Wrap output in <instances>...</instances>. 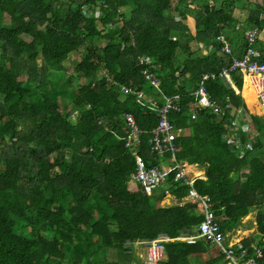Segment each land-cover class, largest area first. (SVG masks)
Returning <instances> with one entry per match:
<instances>
[{
	"label": "trees",
	"instance_id": "obj_1",
	"mask_svg": "<svg viewBox=\"0 0 264 264\" xmlns=\"http://www.w3.org/2000/svg\"><path fill=\"white\" fill-rule=\"evenodd\" d=\"M189 17L194 33L184 22ZM254 27L264 28V0H0V264H141L143 240L198 226L194 205L157 206L141 187L127 188L135 162L122 138L123 113L135 117L145 163L159 164L164 158L150 151L158 122L150 99L160 107L175 95L180 108L169 118L182 131L176 160L206 168V179L194 185L211 196L223 234L250 228L243 218L254 212L256 231L234 248L245 251L241 262L260 249L256 264H264V123L251 116L252 139L241 128L229 131L241 136L237 145L223 139L227 105L242 100L219 78L204 83L225 113L206 108L190 116L203 73L218 72L249 48L264 63V37L251 44L244 37ZM219 34L232 54L221 52ZM81 49L73 70L84 81L72 89L64 61ZM232 77L240 88L241 75ZM243 95L254 101L250 90ZM167 180L171 194H185L173 173ZM209 244L166 242L158 264H226L220 252L199 257Z\"/></svg>",
	"mask_w": 264,
	"mask_h": 264
},
{
	"label": "built area",
	"instance_id": "obj_2",
	"mask_svg": "<svg viewBox=\"0 0 264 264\" xmlns=\"http://www.w3.org/2000/svg\"><path fill=\"white\" fill-rule=\"evenodd\" d=\"M256 37V31H253L248 39L249 44L254 42ZM217 41L221 43V52L228 53L231 48L226 39L219 35L217 36ZM259 56V52L254 50V48H249L247 54L241 59H233V61L227 66L221 67L218 72H208L203 73L200 79V84L195 90L194 94L199 96L200 103L203 105H213L212 101L209 98L207 89L203 86L204 81L209 79L213 80L218 77L227 75L228 72L236 67H244L248 63L249 76L251 81L256 86V96L258 99V104L260 105L263 115H264V64L256 60L255 57ZM146 77H150L149 74H146ZM154 85H157L156 81H152ZM141 94H138V99L140 100ZM178 98V95L172 97H166L163 105L160 107L157 106L156 102L150 99L152 104L150 108L155 110L156 115L158 116V122L156 126L150 131L152 133V139L150 140V151L163 156L165 154L170 155L171 163L169 165H159L154 164L151 167H146L145 160L143 159L139 148H134L130 151L131 155L134 157L136 172L132 173V180L136 184H139L145 189L148 194H151L152 191L162 185H165L168 181V177L173 173L174 181H181L184 184L190 187L189 197L191 203L196 205V207L203 208L202 220L197 226L198 236L206 239L210 243L215 244L220 248L227 256L228 253L235 255L232 260L229 259L227 263L229 264H256L258 258L262 257V252L260 249H257V252L254 256H247L243 262L241 258L245 256V251L240 250L237 254L234 248V243L227 241V234H223L220 229L217 217L215 216L214 204L208 196H198L193 188L195 180L191 178L188 174L187 163H178L175 159V153L179 149L178 143L176 142V132L168 121L169 112L175 108V100ZM218 107V106H217ZM214 109V107H213ZM219 111L220 108L218 107ZM246 117L245 112L242 109H237V115L234 119L229 121V123H224L225 129H236L237 121ZM136 121L130 120L127 124L128 130L123 133L122 138L125 140V144H130V141L133 137L138 138V128L136 126ZM225 137L227 136L224 133ZM133 136V137H132ZM237 139V136L234 137L232 134V140ZM167 152V153H166ZM162 163V162H161ZM160 163V164H161ZM153 168L150 172L144 173L149 169ZM179 204H182L179 202ZM188 241L193 242L194 237H187ZM145 244V256L143 264H158L160 259L163 257L161 252V247L157 240L148 239L143 240Z\"/></svg>",
	"mask_w": 264,
	"mask_h": 264
},
{
	"label": "crops",
	"instance_id": "obj_3",
	"mask_svg": "<svg viewBox=\"0 0 264 264\" xmlns=\"http://www.w3.org/2000/svg\"><path fill=\"white\" fill-rule=\"evenodd\" d=\"M238 11V10H237ZM236 18H240V17H238L237 15L235 16ZM189 18H191V24L193 25V27H194V24H195V21H194V19L192 18V17H189ZM242 18H240V22H238V23H241V25L240 26H238V25H236V28H240L241 26H242V21L243 20H241ZM237 23V24H238ZM188 24V23H187ZM189 26V25H188ZM190 28V27H189ZM253 31H256V37H255V40H254V42H256V40L257 39H262L263 37H264V34H263V36H261L262 35V33H264V28L263 29H258L257 27H254V28H251L249 31L248 30H246L245 31V35H244V37H245V39H246V43L248 44L249 43V39H248V37H249V35L253 32ZM194 32H195V28H194ZM219 35H221V36H223L225 39H226V41L229 43V46H230V48H231V42H230V40L229 39H227V37L224 35V34H219ZM219 35H217V36H219ZM220 45H221V43H220ZM220 50H221V48H220ZM231 50H232V48H231ZM254 50H256V49H254ZM256 51H258V50H256ZM223 53V52H222ZM243 57V56H242ZM233 59H238L237 57H233L232 59H231V61H230V63L233 61ZM230 63H228V64H230ZM227 64V65H228ZM227 65H225V66H227ZM154 67V64H153V61L149 58V57H147L146 58V65H145V70H147V71H149L150 73H151V71H150V69L151 68H153ZM223 67V66H222ZM200 82V81H199ZM220 82H222L223 84H225L223 81H222V79H221V81ZM200 84V83H199ZM203 85H205L204 83H203ZM226 85V84H225ZM235 85V84H234ZM242 86L243 85H241V87L240 88H238L236 85L235 86H231V87H233V89H234V91H235V93L236 94H238L239 96H240V98H241V100H242V98H243V95H242V93H244L245 91H247V86H248V81L247 82H245L244 83V87H243V91H242ZM207 92H208V95H209V97L211 98V101H212V103H215L219 108H220V111L219 112H217L218 114H216L217 116H222L224 113H225V109L221 106V104L220 103H218L216 100H214L212 97H211V95H210V93H209V91H208V89H207ZM179 100L180 99H176L175 100V104H176V108H175V110H178L179 108H180V103H179ZM192 107L190 108V116H191V118L192 119H196L197 118V116H198V110H202V109H200L199 108V106H198V103H197V100H196V97H195V94L193 95V99H192ZM256 109H257V111L259 112V114H253V113H251V112H249L250 111V108L248 107V105H247V103H244L243 102V100H242V102H241V105H239V106H237V105H234V104H232V103H230L229 105H227V108H229L230 109V111H229V116H230V119H229V121H231L232 119H234L235 117H236V115H237V109H242V111H244L245 112V116L246 117H249V116H255V117H258L260 120H262L263 118H264V115H263V111H262V109H261V107H260V105L258 104V101L256 100ZM211 109H212V111H214V109H213V107H210ZM203 109H206V108H203ZM127 112V111H126ZM126 112H124L123 113V118H124V120H125V113ZM215 112V111H214ZM131 113V112H130ZM171 121V120H170ZM125 122H126V120H125ZM172 123V122H171ZM127 124V123H126ZM175 126V125H174ZM176 128V138L180 135V133L182 132L181 131V129L180 128H177V127H175ZM245 133H246V135L248 136V132H247V130H245L244 128H241ZM236 132H238V130H239V123H238V121H237V124H236ZM229 131H231L232 132V129H226V134H227V136H226V141H228V143L229 144H232V143H234V141L232 140H230V138H232V134H230L229 133ZM140 139V138H139ZM152 139V133L150 132V139H149V142H150V140ZM237 141L238 142H240V140H241V136L240 135H237ZM177 142V141H176ZM141 146V139H140V143H138L136 146H134V147H132L131 149H129V151H131L132 149H134V148H139ZM179 146V145H178ZM154 155H156V156H160L159 154H157V153H155V152H152ZM167 153V152H166ZM168 154V153H167ZM166 155V154H165ZM176 159V158H175ZM162 162V163H161ZM160 163L161 164H159V165H169L170 163H171V160H170V155H169V157H164V159L161 161ZM176 162H178V163H184V162H186V161H184V162H179V161H177L176 160ZM187 163V162H186ZM187 168H188V174H189V176L191 177V178H193L194 180H195V182H196V180H198V179H206L205 178V174H206V168L205 167H198L196 164H188L187 163ZM199 171H201V172H203V173H199ZM246 171V170H245ZM168 186H171V182H166V184L165 185H162V186H160V187H158V188H156V189H154L153 191H152V193L151 194H149V195H146V196H148V197H151V199H153V204H156L157 206H168V205H183V204H186V203H189V204H192L191 203V200H190V197H189V189H190V187L187 185V190H186V192H185V194H183L180 198H178V197H176V196H174L173 194H171L170 193V191H169V189H168ZM140 186L138 185V184H136L135 182H133V180H132V174L130 175V178H129V181H128V189L129 190H131V191H135V190H137L138 188H139ZM193 187L195 188V185H193ZM196 189V188H195ZM143 191V190H142ZM196 191L198 192V193H200L197 189H196ZM162 193V194H161ZM201 195H204V196H208V197H210L211 198V196L208 194V193H200ZM157 197L160 199V200H158L157 202H156V199H157ZM179 202H181L182 204H179ZM192 205H194V204H192ZM195 207H196V205H194ZM196 209H198L197 207H196ZM226 234H227V241H230V242H232V243H238V241H240V240H235V241H231L230 240V236H231V232H226ZM159 237H162V238H165V241H164V244L166 243V242H169V241H174V240H181V241H186V242H189V243H194L196 240H198V239H200L201 237H199L198 236V231H197V226H195V227H185V228H183V229H181V231H180V233L177 235V236H174V237H171L170 235H167L166 233H163V232H160V233H158L157 234V236L156 237H154V238H159ZM187 237H194L195 238V240L193 241V242H190V241H188V239H187ZM125 246L126 247H128L129 248V245L128 244H125ZM130 250V249H129ZM207 253V252H206ZM137 254H138V256L141 258V260L143 261L144 260V256H145V248L144 247H142V246H139L138 247V252H137ZM203 254V253H202ZM131 255H133V254H131ZM134 255H136V253L134 252ZM127 257H130V252H128V256ZM164 257H165V253H164ZM163 257V258H164ZM141 261V264H143V262Z\"/></svg>",
	"mask_w": 264,
	"mask_h": 264
},
{
	"label": "rangeland",
	"instance_id": "obj_4",
	"mask_svg": "<svg viewBox=\"0 0 264 264\" xmlns=\"http://www.w3.org/2000/svg\"><path fill=\"white\" fill-rule=\"evenodd\" d=\"M250 1H255V2H259V3H261V0H250ZM193 7H196V5H194ZM198 9H200V8H198ZM238 10V9H237ZM237 10H235V11H233V15H234V17L237 15L238 17H243V14H242V12H240L239 10L237 11ZM122 11H123V9H122ZM181 18L178 16V15H176L175 16V20L176 21H178V20H180ZM191 19L190 18H186V19H184V22L187 24V26L188 27H190L189 29H190V31L192 32V33H194V28H195V24H194V27H193V25L191 24ZM195 21V20H194ZM238 26H240L241 25V23H238L237 24ZM263 34L264 33H262V35L261 36H263ZM229 36H230V38L231 39H233V37H234V33L233 32H229ZM191 45H192V48L193 49H196L195 48V44H194V42L193 43H191ZM83 53V51H82V49L80 50V52L78 53V52H74L73 53V56H72V58L71 59H68L67 61H64V65H65V73H66V75L69 77V80L71 81L69 84L67 83V84H65V86L66 87H71L72 89H75L77 86H79V85H81V83H83V81H84V79L82 78V77H78V76H76V74H75V72H74V70H73V68H74V66H75V63L77 62V60L79 59V55L80 54H82ZM23 77H25V75H23ZM43 84H42V86H41V88H43ZM40 88V89H41ZM255 100V99H254ZM58 101H59V109L61 110V108H62V104H63V102H65L64 101V98H62V97H58ZM211 107H214V113L215 114H218L217 112H219V109H218V107H217V105L215 104V103H213V105L211 106ZM256 108V107H255ZM249 112H251V113H253V114H259V112L257 111V109H256V111H249ZM75 115V114H74ZM222 138L223 139H226V137H225V135L223 134L222 135ZM230 140L232 141V138H230ZM239 142L236 140V139H234V143H233V145H237ZM178 151V150H177ZM176 151V152H177ZM166 155H168V156H165V155H163V156H161L162 158H166V157H169V154H166ZM175 155H176V153H175ZM161 162V161H160ZM160 162H159V164H160ZM199 173H203V172H201V171H199ZM205 178H206V174H205ZM244 176H241V178H240V182H244ZM204 179V178H203ZM27 181V179H25L24 180V182H26ZM139 185V184H138ZM140 186V185H139ZM141 187V186H140ZM142 188V190H143V192L146 194V195H149L146 191H145V189L143 188V187H141ZM196 212H197V216H199L198 218H200L201 216H203V208H199V209H196L195 210ZM254 212H252V213H250V214H248L247 216H245L244 218H243V222L244 223H246L247 221H249L250 223H251V227L250 228H244V227H239L238 229H235V230H230L229 231V229L226 231V232H231V236H230V240L231 241H235V240H241V239H247L248 238V236L251 234V233H253L254 231H256V229H257V227H256V222L254 221L255 219H254ZM197 218V219H198ZM196 219V220H197ZM264 239V238H263ZM239 242V241H238ZM142 247H144L145 248V244H143L142 245ZM218 252H220L221 254H222V256H223V258H224V260L226 261V264H229V263H227V261H229V259H233L234 257H236L235 255H233V254H231V253H228L227 254V256H226V254L220 249V248H218L215 244H213V243H211V244H209V247H208V251H207V253H203V254H200L199 255V257L201 258V259H207L208 258V256H209V254H211V255H214V256H216L217 254H219ZM133 257H136L135 255H134V253H133Z\"/></svg>",
	"mask_w": 264,
	"mask_h": 264
},
{
	"label": "bare ground",
	"instance_id": "obj_5",
	"mask_svg": "<svg viewBox=\"0 0 264 264\" xmlns=\"http://www.w3.org/2000/svg\"><path fill=\"white\" fill-rule=\"evenodd\" d=\"M226 54H232V50H230L228 53L226 52ZM264 64V63H263ZM234 72H237L239 75H241V79H242V85L244 86V83L245 82H247L248 81V86H247V91H249L250 90V92H251V94L253 95V97H254V101L253 102H250V103H248L247 101H246V99H245V96L243 95L244 93H242V95H243V98H242V100H243V102L244 103H247V105H248V107L250 108V110L251 111H256V100L258 101V99H257V96H256V86H255V84L251 81V79H250V76H249V70H248V63L244 66V67H241V66H236V67H234V68H232L229 72H228V74L227 75H224V76H222V77H218L219 79H222V81L226 84V85H230V86H235L234 84V79H233V77H232V75H233V73ZM205 84V83H204ZM204 87H205V85H203ZM243 86H242V91H243ZM124 88H126V89H123L122 91H124L125 93H130V90H129V88L128 87H125V86H123ZM195 97H196V100H197V103H198V106H199V108L200 109H203V108H210L211 107V105H203V104H201L200 103V100H199V96H197V95H195ZM210 98V97H209ZM210 100H211V98H210ZM175 108H176V104H175ZM175 108H173V109H175ZM172 109V110H173ZM125 120H126V123L128 124V122L130 121V120H134L135 121V117H134V115L132 114V113H130V112H126L125 113ZM168 121L171 123V121H170V118H169V115H168ZM261 122H263L264 123V118L262 119V120H260ZM238 123H239V128H244L245 130H247V132H248V138L249 139H252V137H253V130H252V126H251V116H249V117H244V118H242V119H240V120H238ZM171 125L173 126V128H174V130H175V132H176V128H175V126H174V124L173 123H171ZM177 134V133H176ZM133 137V136H132ZM138 143H140V139L139 138H136V137H133L132 139H131V141H130V144H128V145H126V144H124V146L126 147V148H128V149H131L132 147H134V146H136ZM247 147H249V146H251L250 145V141H248L247 142ZM243 155H244V152L242 153ZM241 155V154H240ZM146 167H151V166H148L147 164H146ZM153 168H151V169H149V170H147V171H144V173H147V172H150L151 170H152ZM134 172H136V167H135V171ZM133 172V173H134ZM194 188V187H193ZM194 190H195V192H196V194L198 195V196H204V195H201L200 193H198L197 191H196V189L194 188ZM211 199V198H210ZM211 201H212V199H211ZM152 239H154V240H157L158 241V243H159V245H160V247H161V252H162V254L164 255V253H165V246H164V241H165V238H162V237H159V238H152Z\"/></svg>",
	"mask_w": 264,
	"mask_h": 264
}]
</instances>
